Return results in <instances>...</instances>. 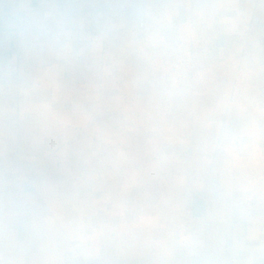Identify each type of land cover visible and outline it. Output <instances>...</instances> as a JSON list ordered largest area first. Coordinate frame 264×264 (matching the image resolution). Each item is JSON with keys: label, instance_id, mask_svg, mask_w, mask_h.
Masks as SVG:
<instances>
[{"label": "crops", "instance_id": "1", "mask_svg": "<svg viewBox=\"0 0 264 264\" xmlns=\"http://www.w3.org/2000/svg\"><path fill=\"white\" fill-rule=\"evenodd\" d=\"M0 24V264H264V0Z\"/></svg>", "mask_w": 264, "mask_h": 264}, {"label": "built area", "instance_id": "2", "mask_svg": "<svg viewBox=\"0 0 264 264\" xmlns=\"http://www.w3.org/2000/svg\"><path fill=\"white\" fill-rule=\"evenodd\" d=\"M1 33H2V27H1V24H0V35H1Z\"/></svg>", "mask_w": 264, "mask_h": 264}]
</instances>
